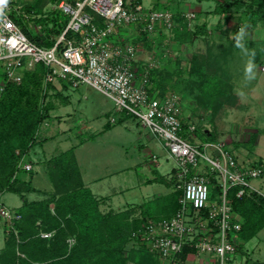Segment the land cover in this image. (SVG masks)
<instances>
[{"label":"rangeland","instance_id":"374dc122","mask_svg":"<svg viewBox=\"0 0 264 264\" xmlns=\"http://www.w3.org/2000/svg\"><path fill=\"white\" fill-rule=\"evenodd\" d=\"M140 1L145 6L168 8L178 12L182 19L170 29L158 26L145 37L139 30L134 29L131 23L121 25L119 30L125 38L140 47L138 60L141 64L144 65L148 60L152 63V68H159V71H155L157 78L166 82L168 91L179 97L182 116L184 119L189 116L196 126L192 132H185L190 137L187 136L189 141L195 142L199 149L210 155L214 153L212 144L221 142L240 163L249 164L261 160L264 168V38L245 39L241 47L237 46V39L232 40L234 34L236 37L241 34V30L242 39L249 38L247 36H250V33L254 34L252 30L255 27L250 23L245 11H242L241 15L233 14L235 10L232 9V15L240 16L241 23L232 18L227 27L229 29L220 30L216 27L208 31L209 33L204 31L203 34L195 30L205 16L197 7L205 8L207 5L208 8H213V1ZM26 2L28 1L12 0L9 10L11 16L18 19L20 26L28 21L14 7ZM187 11L194 12V18L187 20L184 13ZM38 13L39 16H36L35 20L32 18L34 25L29 27L35 34L42 31H37L35 23H41L44 28L48 24L58 22V15L63 14L66 17L65 13L51 8L39 10ZM219 20L221 22L222 18ZM262 22L264 23L263 20L259 21ZM260 27L263 30L264 26ZM176 29L182 31L184 37H175ZM195 31L192 36L191 32ZM69 33L76 36L75 32ZM147 42L150 47L146 46ZM194 52L204 57L207 74L219 76V79L223 80L221 90L215 96L205 92L202 94L203 99L197 100V91L189 90L185 84L190 80L187 67ZM249 62L253 65L252 78H249L246 71ZM23 71L20 70L22 74ZM43 81L42 104H51L50 115L40 123L34 146L26 155L21 156L25 160H32L33 168L29 171L32 173V184L39 189H49L50 179L44 156L50 157L75 145L74 153L84 181L89 182L92 193L107 195V204L118 208L125 202H141V207H132L131 215L139 224L148 217L172 215L175 211L177 188L174 183H169L167 174L175 166V162L167 157L161 141L134 116L116 110L112 99L92 85L73 86L64 83L62 79H56L51 84L45 77ZM62 85L68 88L63 90ZM4 86L3 79L0 81V92ZM101 109L103 112H100ZM108 113L113 115L116 121L106 128L104 123L109 121ZM56 115H64V119L59 121ZM118 117L121 120H118ZM79 141L83 142L79 144ZM206 143L208 144L205 145ZM18 150L15 149L17 153ZM152 155L157 157L159 166L156 167L152 161ZM200 162L201 167L205 162ZM23 177L28 179L26 174ZM152 177L156 179L148 181ZM159 177H163L165 181H161ZM250 183L264 191V172L259 177L251 178ZM212 195L211 193L210 196ZM32 196L40 197V191L27 193L28 198ZM0 201L13 212L19 211L23 204L21 195L13 191H2ZM53 207L51 202V210ZM102 209L105 212L111 211L110 208ZM5 224L6 219L0 217V247L3 246ZM130 244L127 243L123 249L125 256L132 249ZM145 252L148 251L144 249L145 255L135 256L134 259L127 260L126 264H162L161 260ZM192 257L190 254L188 261H191ZM188 261L186 264H189ZM225 264H264V227L245 245L240 246V250Z\"/></svg>","mask_w":264,"mask_h":264},{"label":"built area","instance_id":"2783aa9c","mask_svg":"<svg viewBox=\"0 0 264 264\" xmlns=\"http://www.w3.org/2000/svg\"><path fill=\"white\" fill-rule=\"evenodd\" d=\"M11 6L12 0L0 6V62L5 80L20 82V70L42 63L48 81L62 79L73 86L92 85L112 99L116 110L134 116L156 136L167 157L174 160L169 179L180 190L178 206L172 215L148 217L133 228L134 242L156 254L162 264H182L178 258L185 246L193 248L189 264H225L243 243L238 234L242 217L229 201V189L237 185V196L254 190L264 197V191L252 188L250 183L251 178L263 174V163L261 160L240 163L218 141L212 144L213 155L189 141L184 132H192L196 126L182 116L179 97L174 93L149 94L146 82L152 63L146 60L143 68H138L135 62L140 47L119 30L125 23L148 33L158 26L170 29L177 24L175 12L145 6L140 0H48L42 10L51 8L66 14L62 31L50 35L54 41L48 46L24 32L9 13ZM14 8L29 22V27L34 25L32 18L35 20L38 12L33 8L24 10L22 4ZM184 13L187 20L195 16L192 11ZM35 24L37 31H41L42 24ZM70 31L76 36L70 35ZM200 160L205 162L201 167ZM17 166L29 170L32 162L21 157ZM214 187L217 191L211 197ZM0 217L12 224L20 214L0 201ZM50 234L40 231L44 237ZM68 241L71 244L74 239ZM186 263L187 257L183 264Z\"/></svg>","mask_w":264,"mask_h":264},{"label":"trees","instance_id":"16d2710c","mask_svg":"<svg viewBox=\"0 0 264 264\" xmlns=\"http://www.w3.org/2000/svg\"><path fill=\"white\" fill-rule=\"evenodd\" d=\"M47 1L31 0L23 5L24 10L33 8L38 12ZM232 9L239 10L240 15L245 11L252 25L264 21V0L215 1L209 12L227 15ZM177 13L175 12V19L181 21ZM58 18V22L46 25L41 34H35L29 28V22L21 27L32 40L49 46L54 41L50 35L59 34L66 22L63 14L58 15ZM240 18L239 16L238 22ZM14 20L19 23L17 18L14 17ZM195 30L204 33L206 22L202 21ZM196 31L191 32L192 36ZM147 33L140 31L144 37ZM175 33L177 38L184 37L182 31L176 29ZM235 39L236 34L232 37V40ZM149 45L147 42L146 46L150 47ZM203 59L202 55L198 56L194 52L187 67L190 80L185 84L189 90L197 91V100H202L205 92L215 96L221 90L223 82L219 76L207 74ZM135 63L138 68H143L139 60ZM2 68L0 63V81L4 79L5 82L0 92V192H18L23 204L17 211L20 217L12 224L4 225L0 264H126L127 260L134 259L135 256L145 255V248L134 242L131 236V230L139 225L138 220L131 216L132 207H141L142 204L127 206L123 210L110 208L111 211L105 212L100 200L84 185L72 148L45 160L52 184L46 191V196L37 200L26 198L24 192L34 189L31 185L32 173L29 172L31 169H20L17 164L21 156L26 155L37 141L36 132L40 123L50 115L51 104H42L44 96L41 90L47 69L44 64L37 63L34 68L23 71L20 82H15L5 80ZM155 71H159V68L148 69L146 85L149 94L164 96L171 93L167 83L160 81ZM49 83L52 84V81ZM16 148L19 149L18 153ZM24 174L28 179L23 177ZM169 181L173 183L172 179ZM237 189V185L231 187L228 198L233 209L242 217L238 234L242 241H247L264 227V197L253 190L237 196ZM176 191L175 209L180 194L179 189ZM215 191L217 187L211 193L214 194ZM51 202L54 204L53 210L50 208ZM141 210L144 211L143 208ZM40 231H50L51 234L44 237L40 235ZM68 238H73L74 241L69 244ZM127 243H131L132 249L125 256L123 249ZM191 251L192 247L185 246L178 260L183 264ZM148 252L145 253L160 260L156 254Z\"/></svg>","mask_w":264,"mask_h":264},{"label":"crops","instance_id":"0c3cea01","mask_svg":"<svg viewBox=\"0 0 264 264\" xmlns=\"http://www.w3.org/2000/svg\"><path fill=\"white\" fill-rule=\"evenodd\" d=\"M203 1V0H202ZM208 1V3L209 2H214V4H215V1H223V0H207ZM244 1H248V0H244ZM209 5V4H208ZM214 6V5H213ZM197 9L198 10H200L201 12L203 11V15H205L204 16V18L201 20V22L202 21H205L206 22V30L205 31H211V29L212 28H218V29H220V30H226V29H229V28H227L228 26H229V23H230V19H234V21H236V22H238L236 19H238L239 18V16L237 17V16H234V15H232V12H230L229 14H227V15H224V14H216V13H212V12H209L212 8L211 7H209L208 8V6L206 5L205 6V8H201V7H197ZM237 13H239V10L238 11H235V12H233V14H237ZM220 18H222V21L220 22ZM224 23V24H223ZM239 23H241L240 21H239ZM255 28H254V30H252V32L254 33V34H251L250 33V36H247V37H249V38H244V39H242L243 38V36L241 37V34H238V36H237V40L238 41H236V44H243L242 42L243 41H246L245 39H254V37H261V38H264V37H262V35L264 34L263 33V30H264V28H263V30L261 29V27L260 26H264V23L262 22V23H259V21L255 24V25H253ZM158 30V29H157ZM134 31H136V30H134ZM155 32H157V31H155ZM209 33V32H208ZM204 34V33H203ZM258 34V35H257ZM245 35H247V34H245ZM255 39H257V38H255ZM248 42V41H247ZM251 42V41H250ZM64 83L66 82V84H68L69 85V83L67 82V81H63ZM234 84V83H233ZM67 85V86H68ZM71 86V85H70ZM61 88H63V90H66L68 87H66V85L65 86H63L62 85V87ZM62 90V91H63ZM66 93V92H65ZM68 101V100H67ZM69 102V101H68ZM115 107V106H114ZM116 109V108H115ZM100 112H103V109H101L100 110ZM66 113H68V112H66ZM61 115V114H60ZM57 117H59L58 118V120L60 121L61 119H64V118H62L64 115H62V116H59V115H56ZM108 116H110V113H108ZM118 120H121V118L120 117H118ZM185 120H191V118L188 116V117H186L185 118ZM116 121V118L113 116V115H111L110 117H109V121L108 122H105L104 123V126L106 127V128H108V127H111L112 126V124H110V123H114ZM47 123V122H46ZM39 131V130H38ZM255 141H257V136H256V139H255ZM254 141V142H255ZM83 141H79V144H81ZM34 146V145H33ZM32 146V147H33ZM31 147V148H32ZM30 148V149H31ZM70 148H72V150H73V153H74V148H75V145L73 146V147H70ZM69 149V148H68ZM67 150V149H66ZM62 151H64V150H62ZM61 152V151H60ZM59 153V152H58ZM58 153H56V154H58ZM55 155V154H54ZM51 156H53V155H51ZM50 156V157H51ZM235 156V155H234ZM74 157H75V160H76V163L78 164V162H77V159H76V155H75V153H74ZM152 157H153V162L155 163V165H156V167L157 166H159V162H158V160L157 159H154V155H152ZM49 157H47V158H45V156H44V159L46 160V159H48ZM43 159V160H44ZM42 160V161H43ZM28 161H31L32 162V160L31 159H29ZM45 163H46V161H44ZM46 165V164H45ZM32 168H33V163H32ZM31 168V169H32ZM172 169H173V167H172ZM171 169V170H172ZM171 172V171H170ZM170 172L167 174L168 176H169V174H170ZM167 176V177H168ZM80 177H81V179H82V181H83V183H84V185L85 186H87V187H89V182L87 183V182H85L84 181V179H83V177H82V172H81V170H80ZM154 179H156V177H152V178H149V180L148 181H151V180H154ZM159 179L161 180V181H165L164 179H163V177H159ZM167 180L169 181V178H167ZM31 185L34 187V189H32V190H30V191H25L24 192V195L26 196V198L27 199H29V200H37V199H41V198H43L44 196H46V191L47 190H49L50 188H51V186H52V184H51V181H50V185H49V189H39V188H37V187H35L33 184H32V177H31ZM90 188V187H89ZM252 188H255V187H253L252 186ZM91 189V188H90ZM257 189V188H256ZM35 190H38V191H40V197H34V196H32V198H28L27 197V193H30V192H34ZM92 190V189H91ZM254 191V190H253ZM93 194L100 200V204H101V207L102 208H113V209H116V210H118V209H122V208H124V207H127V206H132V205H139V204H142L141 202L139 203V202H134V201H130V202H125V204H123L121 207H118V208H114L112 205H109V204H107V200H108V198L109 197H107V195L105 196V195H99V194H101V193H96V192H93ZM261 230V229H260ZM259 230V231H260ZM258 231V232H259ZM257 232V233H258ZM256 233V234H257ZM255 234V235H256ZM252 238V237H251ZM3 241H4V236H3ZM248 241V240H247ZM247 241H243V243H242V246L243 245H245V243L247 242ZM190 254H192V252H189L188 254H187V258H188V256L190 255ZM193 255V254H192ZM191 260H193V257H192V259ZM187 261H188V259H187ZM188 262H190V261H188ZM163 263V262H162ZM194 264V263H193Z\"/></svg>","mask_w":264,"mask_h":264},{"label":"clouds","instance_id":"9594fccd","mask_svg":"<svg viewBox=\"0 0 264 264\" xmlns=\"http://www.w3.org/2000/svg\"><path fill=\"white\" fill-rule=\"evenodd\" d=\"M7 3V0H0V6H3ZM0 12H2V7H0ZM243 34V30H241V35ZM238 47H241L242 45L240 44H237ZM254 55V53H253ZM252 69H253V65L249 62V65L247 67V74L249 75V78H252L251 77V73H252Z\"/></svg>","mask_w":264,"mask_h":264}]
</instances>
